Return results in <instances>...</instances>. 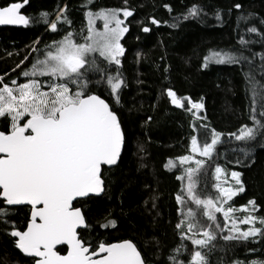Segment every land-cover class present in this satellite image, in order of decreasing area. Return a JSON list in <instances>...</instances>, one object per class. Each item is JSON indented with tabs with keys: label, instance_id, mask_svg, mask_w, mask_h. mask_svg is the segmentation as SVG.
I'll use <instances>...</instances> for the list:
<instances>
[{
	"label": "snow or ice",
	"instance_id": "obj_1",
	"mask_svg": "<svg viewBox=\"0 0 264 264\" xmlns=\"http://www.w3.org/2000/svg\"><path fill=\"white\" fill-rule=\"evenodd\" d=\"M93 3L94 0H83L81 7L86 9L87 24L79 28L68 15L66 4L57 6L53 19L47 12H41L36 19L30 17L23 11L29 0L0 4V25L28 27L43 23L46 31L50 29L59 37L46 42L42 49L33 47L31 52L36 55L30 65L21 67L28 56L16 65L21 68L17 78L5 83L4 75H0V234L30 258L28 264H151L135 237L112 238L120 227L111 212L93 222L84 208L98 199L112 198L116 183L112 174L122 163L126 142L122 97L128 86L123 72L126 48L122 41L132 23L128 18L136 10L127 7L128 0H123V8L93 10L89 7ZM164 7L169 13L173 11L168 4ZM233 9L238 12L239 47L210 51L203 57L202 67L208 68L212 62L241 67L251 125L244 124L238 132L229 133L228 138L242 142L232 151L242 153L244 160L249 161L244 166L249 167L255 162L252 149L257 144L264 148V51L257 53L251 48L256 43L264 48V30L248 26L256 13L244 14L239 2L228 13ZM213 15L218 24H224L222 10L216 9ZM207 17L204 6L194 3L173 17L169 27L177 28L182 20L189 19L204 23ZM149 19L151 25L160 26V20ZM97 21L102 26L98 27ZM259 24L264 26V18ZM241 25L246 27V33ZM141 30L149 33L152 29L143 26ZM252 34L259 39H252ZM142 55L137 53V63ZM19 77L25 82H18ZM163 95L176 109L191 114L194 133L190 135L188 154L165 164L170 171L179 170L175 178L181 182L175 195L180 207L174 226L181 243L167 257L168 264H213V255L218 251L226 253L229 248L234 258L217 256L215 264H245V260L235 258L234 250L238 245L247 247L264 240V216L254 215L258 211L255 200L239 208L230 203L245 191L243 173L231 171V183L227 179L222 182L225 169L216 165L215 192L198 190L201 170L218 155L217 146L224 143V133L205 123L203 97L193 102L172 87L165 88ZM140 151H144L143 146ZM242 162L238 156L236 163ZM157 198L155 194L151 197L153 209ZM237 211L245 215L238 217ZM21 212L22 224L17 222ZM96 225L104 231L93 237ZM241 225L248 227L242 229ZM221 240L228 243L221 244ZM149 243L145 240L144 248ZM154 246L158 248L159 241ZM3 264L19 261L4 260ZM248 264H264V260Z\"/></svg>",
	"mask_w": 264,
	"mask_h": 264
},
{
	"label": "trees",
	"instance_id": "obj_2",
	"mask_svg": "<svg viewBox=\"0 0 264 264\" xmlns=\"http://www.w3.org/2000/svg\"><path fill=\"white\" fill-rule=\"evenodd\" d=\"M5 2L7 0H0V4ZM82 2L83 0H29L23 11L34 19L39 18L41 12H47L50 14L49 19H53L57 6L66 4L68 15L74 26L79 28L82 24L86 25V9L81 7ZM236 2L243 5L244 14H257L249 21L248 26L264 30V26L259 24V20L264 18V0H128L127 7L136 10L133 17L128 19L132 23L122 41L126 48L123 72L128 85L122 97L125 149L121 165L112 174L116 180L112 198L98 199L84 208L93 222L102 220L103 216L111 212L120 227V231L114 232L112 238L135 237L151 264H168L167 257L181 243L174 227L179 217L177 209L180 207L176 204L175 195L180 191L181 182L175 178L179 173L167 170L165 164L169 159L187 154L190 135L194 134L190 127L191 114L176 109L163 95L167 87H172L178 95L191 97L193 102H199L203 97L207 115L205 123L224 133V143L217 146L218 155L201 170L198 190L214 193L213 176L216 165L227 168L229 173L241 172L245 191L232 200V205L239 208L247 205L249 200H255L258 211L254 215L264 216V148L257 144L252 149L255 162L245 167L244 164L249 161L244 160L242 153L232 151L242 142L228 138L229 133L238 132L244 124L251 125L247 115L248 101L245 98L241 67L216 63H210L208 68L202 67L203 57L209 55L210 51L235 50L239 47L236 23L238 12L233 9L228 13V9ZM194 3L203 5L208 12L204 23L189 19L182 20L177 28L169 27L173 23V17L180 16ZM165 4L172 7L171 13L164 7ZM89 7L96 10L123 8L125 5L123 0H94ZM216 9L225 14L223 25L214 19ZM149 17L160 20V26L151 25ZM143 26H149L152 30L144 33L141 30ZM45 29L43 23H33L28 27L0 28V75H4L5 83L18 77L21 68H16V65L25 56L28 59L21 67L30 65L36 55L31 52L33 47L42 49L46 42L59 38L50 29ZM241 29L246 33L244 25H241ZM245 38L248 39L249 36L246 35ZM251 38L259 39L255 34ZM35 41L39 43L36 44ZM251 48L257 53L264 51L259 43L251 45ZM137 53L143 54L138 63ZM256 61L259 63L258 56ZM14 68L16 71H12ZM244 71H247L246 67ZM18 82L25 80L19 77ZM2 127L3 121H0V128ZM140 146H143L144 151H140ZM238 156L242 163H236ZM154 194L158 198L155 201L156 208L153 209L151 197ZM145 201L148 202L147 205ZM17 215V222L22 224L24 213ZM103 231L96 225L92 230L93 237L97 232ZM145 240L151 242L147 248H144ZM155 241H159L158 248L154 246ZM184 243L190 244L189 241ZM220 243L228 242L221 240ZM234 251L235 258L245 260V264L252 260H264V240L249 243L247 247L238 245ZM217 256L230 260L234 258V253L231 248L226 253L218 251L211 258L213 264ZM4 260H18L19 264H28L30 259L14 249L11 239L0 234V264Z\"/></svg>",
	"mask_w": 264,
	"mask_h": 264
},
{
	"label": "rangeland",
	"instance_id": "obj_3",
	"mask_svg": "<svg viewBox=\"0 0 264 264\" xmlns=\"http://www.w3.org/2000/svg\"><path fill=\"white\" fill-rule=\"evenodd\" d=\"M121 18H123V16H121ZM129 19V18H128ZM85 24H87V19H86V23ZM97 26L98 27H100V26H102V22L101 21H97ZM126 36V35H125ZM212 63H214V62H212ZM210 64V63H209ZM190 144V143H189ZM187 154H188V151H187ZM186 154V155H187ZM222 167V166H221ZM223 169H225V173H226V175L225 176H222L221 177V181L223 182L225 179H227L228 180V182L229 183H231V179H230V173L228 172V170H227V168H224V167H222ZM168 170V169H167ZM170 171V170H169ZM174 171H176V173L178 172L179 173V170L178 169H174V170H171V172H174ZM180 174V173H179ZM213 181H215V183L217 182L216 181V179H215V174H214V176H213ZM225 186H227V184L225 185ZM213 190H214V192H215V188H213ZM241 194V193H240ZM239 194V195H240ZM238 196V195H237ZM235 198V197H234ZM233 198V199H234ZM231 204H232V201L230 202ZM235 215L236 216H238V217H240V216H243V215H245V213L244 212H241V211H237L236 213H235ZM221 219H222V216L220 217ZM256 226L257 227H260V225H259V223H257L256 224ZM248 226L247 225H241V228L242 229H246Z\"/></svg>",
	"mask_w": 264,
	"mask_h": 264
},
{
	"label": "water",
	"instance_id": "obj_4",
	"mask_svg": "<svg viewBox=\"0 0 264 264\" xmlns=\"http://www.w3.org/2000/svg\"><path fill=\"white\" fill-rule=\"evenodd\" d=\"M15 28V27H22V26H15V25H0V28ZM123 153V152H122ZM58 247H66V246H58ZM17 251H19L17 249ZM23 255V254H22ZM27 258V257H26ZM30 259V258H29Z\"/></svg>",
	"mask_w": 264,
	"mask_h": 264
},
{
	"label": "flooded vegetation",
	"instance_id": "obj_5",
	"mask_svg": "<svg viewBox=\"0 0 264 264\" xmlns=\"http://www.w3.org/2000/svg\"><path fill=\"white\" fill-rule=\"evenodd\" d=\"M61 254H66V253L62 252Z\"/></svg>",
	"mask_w": 264,
	"mask_h": 264
}]
</instances>
